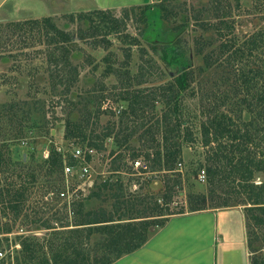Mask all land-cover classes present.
Segmentation results:
<instances>
[{
    "label": "rangeland",
    "instance_id": "obj_1",
    "mask_svg": "<svg viewBox=\"0 0 264 264\" xmlns=\"http://www.w3.org/2000/svg\"><path fill=\"white\" fill-rule=\"evenodd\" d=\"M47 1L49 2V0ZM54 1L50 0L52 8H48L49 10H59L60 5ZM209 1L151 0L149 4L154 8L148 14V24L135 20V15L131 14L130 19L126 20L127 27L123 35L112 34L108 37L105 36L104 30L100 35L93 37L89 22L81 21L76 16L72 17L79 13L58 12L56 15L50 16L52 23L75 38L73 44L69 47L67 45V47L69 50H73L70 56L73 63L80 65V79L68 99L62 98L60 95L55 97L49 81L50 70L55 68L53 62L50 61L51 57L54 54L60 56L61 52L58 51L56 44H49L52 35L47 33L48 29L42 28L43 24L40 26L23 24L34 20L23 13L10 16L0 13V113L3 114L0 121V151L5 154L9 165L8 169H0V190L9 188V185H14L17 188H21L23 185L29 191L26 197L27 201L20 207V214L7 209V203H1L0 227L3 232L9 231V234L4 233L0 236L3 238L1 248L3 257H0V260L10 258L12 264H16L14 257L20 256V242L27 237L35 238L40 242L44 240H46L45 242H56L57 240L62 242L72 228L68 225L75 224V204L78 205L103 181L110 177L115 180L118 176L112 175L111 161L114 158L111 157L112 151L122 153L125 156V162L131 164L130 155L133 148L141 150L144 155L147 150L149 153H153V149H148L150 146L148 143L152 141V138L159 141L160 144L163 143L164 134L163 131L157 130L159 126L157 122L162 124L164 107L159 104L156 110L149 106L145 117L140 119L147 126H153L151 134L144 133L146 129H141L129 143L130 149H117L112 138L106 142L105 151L92 152L90 161L84 162L90 167L91 179L89 182L79 180V176L68 178L64 172L59 174V179L56 178L57 174H54V177H49L44 165L51 146L61 150L64 165L74 162L75 149L87 151L85 147L82 148L81 145L64 139L66 119L70 118L73 121L79 119L75 105L83 100L80 98H86L84 104L91 96L97 104L101 99H104L99 118L96 117L97 105L95 107L91 104L89 109L92 114L88 115V118L90 117L89 125L83 123L88 134L92 130L101 132L111 123L117 124L121 112L127 107V103L122 100L126 86L120 81L121 76L130 74V81L133 79L132 83H135L134 77L139 73V66L150 59H154L163 69L162 78H157L156 85L172 82L177 77H172V73L180 75L181 67L164 64L162 56L165 51L172 56H176L174 52L178 51L184 58L191 59V69L187 71L191 78L187 91L183 93V112L186 126L189 127L195 138L194 142L183 144V159L181 164L177 165L175 173V177L182 175L183 188L178 190L174 198L175 204L171 208L176 207L177 203L176 210H178L185 204L186 197L193 193L204 194L208 197L206 203L208 210L229 209L223 205L224 198L230 196L228 190L217 188L215 189L216 193L211 197L209 192L212 188L208 185L207 178L205 181L198 178L201 170L206 169L210 154V150L202 143L201 125L206 120L204 112H208L207 110L216 103L214 100L206 98L217 92H231L236 86H234L236 77L231 74L228 68H220L214 64L209 70L200 74V68L204 67L205 62L204 55H198L196 51L199 39L211 42V46H207L205 49L206 54L217 51L223 42L214 30H202L194 17L198 11L209 8ZM85 2L92 3L91 0H85ZM16 3L20 5L19 2ZM160 3L173 10L176 13L175 17L162 19L161 7H157V4ZM134 6L144 5L137 4L109 10H113L114 17L122 18L125 14L124 9L127 8V12H130L129 8ZM240 6L239 9L236 7L235 0L225 1V7L229 14L227 22L234 26L233 37H236L235 39L241 44L254 34L264 36V0H241ZM7 8L11 9V7ZM87 9H90L89 12L95 11L91 10L94 8ZM139 12V9L136 10V13ZM218 17L215 10H212L210 17L208 15L201 16L202 20H210L215 25L221 18ZM40 27L41 29H39ZM124 34H131L139 39V45L133 46L131 53L127 50L128 45L123 40ZM231 37L232 35H229L227 40ZM256 56L255 63L262 66L264 71V48L258 50ZM214 60H217V56ZM110 66L121 72V76H107L105 72ZM227 76L230 77V80L221 84L223 78ZM58 90L61 91L62 87H59ZM24 102L30 103L31 116L29 113L26 114L28 107L23 106ZM52 102L59 104V107L51 108ZM14 105H17L14 109L8 108ZM33 105L35 108H32ZM82 105L78 107L81 108ZM245 118L248 119L249 116L245 115ZM142 162L145 163V161ZM78 164L77 162L76 165ZM80 167L81 165L76 167L75 173H80ZM32 175L35 176V180ZM166 176L168 175L162 172L139 174L135 178H140L142 189L140 190V186H138L139 189L131 188L130 192L139 193L143 196L142 198L151 195L158 204H161L166 189ZM121 177L125 184L129 185L130 181L135 182L132 181L133 178L130 180L131 177L125 173H121ZM67 180L73 186L81 184L85 188V191L76 198L72 208L66 204L64 199L48 198L52 191L58 195V191L63 189L59 183L67 182ZM85 182L87 183L84 185ZM255 182L256 184L264 183V175L258 174ZM126 189L128 191L129 188L126 187ZM234 199L230 201V208L244 210L245 206L242 203H237V200ZM84 203L86 204L85 209L103 206L109 210L111 204L109 202L102 203L97 199ZM45 224L52 228L47 229ZM256 246L259 248L258 254L264 257V243L259 242Z\"/></svg>",
    "mask_w": 264,
    "mask_h": 264
},
{
    "label": "trees",
    "instance_id": "obj_2",
    "mask_svg": "<svg viewBox=\"0 0 264 264\" xmlns=\"http://www.w3.org/2000/svg\"><path fill=\"white\" fill-rule=\"evenodd\" d=\"M225 1L228 0H210L209 8L194 14L202 30H214L223 41L218 50L214 51L215 53L206 54L205 49L211 46V42L199 39L196 51L198 55H204L205 62L204 67L200 68V74L216 64L220 68L230 69L231 74L236 77L234 81L236 86L232 93L217 92L206 98L216 103L207 110L208 112H204L206 120L201 125L202 143L210 150L208 165L201 172L206 173L207 183L212 188L209 192L211 197L216 193L215 189H227L230 196L224 198L223 205L230 208V201L235 198L237 203L245 206L243 211L247 225L248 247L253 255H251V264H264V257L258 254L259 248L256 246L259 242L264 243V183L256 184L255 182L258 174L264 175V71L262 66L255 63L256 52L264 48V36L254 34L249 40L240 44L236 37H233L234 26L227 22L229 14ZM240 1L235 0L238 9L241 8ZM157 7H161L162 19H169L176 15L163 3L157 4ZM153 8L152 5L134 6L129 8L130 12H127L126 8L122 18L114 17L113 10L109 9L79 13L72 17L76 16L81 21L89 22L93 37L100 35L103 30L108 37L112 34L123 35L127 27L126 20L130 19L131 14L135 15V20L148 24V14ZM138 9L140 12L136 13ZM212 10L217 12L218 18L221 17L216 25L210 20L201 18L203 15L210 17ZM41 19L29 20L23 24L39 26L43 24L42 28L48 29L47 33L52 35L49 44H56L61 54L60 56L54 54L51 57L50 61L55 68L50 70L49 81L55 97L60 95L68 99L80 79V65L73 63L70 57L73 50L68 48L75 38L72 34L60 30L51 22L50 17ZM229 35L232 37L227 40ZM123 40L128 45L127 50L130 53L133 46L140 43L139 39L131 34L123 36ZM174 53L176 56L165 51L162 56L166 66L181 67L180 75L178 74L172 82L156 85L157 78H162L163 69L154 59L147 60L139 66V73L134 77L135 83H132V78L130 81V74L121 76V72L113 66L107 68L105 72L107 76H121L120 81L126 86L122 100L127 103V107L121 112L117 124L111 123L101 132L92 130L88 134L84 126L89 125L88 115L92 114L89 106L97 105L98 119L104 99L97 104L91 96L84 104L86 98H80L83 100L75 105L79 119L77 121L66 119L64 139L87 149L86 162L92 158L93 151H105L106 142L112 138L117 149L122 150V148L130 149L129 143L141 129H146L144 133L151 134L153 126H147L145 122L140 121L145 117L149 106L153 110H156L159 104L164 107L162 124L157 122L159 125L157 130L163 131L164 134L163 143L160 144L152 138V141L148 143L150 144L148 149H153V153L147 150L144 155L141 150L133 148L130 155L131 164L125 162V156L122 153L112 151L111 157H114L111 161L112 175L118 176L115 180L110 177L103 181L78 205L75 204L74 214L77 222L75 221L72 226L68 225L72 227L68 236L62 242L58 240L40 242L35 238L27 237L20 242V256L14 257V263L114 264L141 249L150 239L152 230L164 227L171 216L209 209L206 204L208 197L193 193L186 197L185 204L178 210H176L177 203L176 207L171 208L175 204L174 198L178 190L183 188L182 175L175 177L176 167L183 159V144L195 141L189 127L186 126L183 112V93L187 91L191 78L190 73L187 72L191 69V59L184 58L178 51ZM216 56L217 60H214ZM223 79L221 84L227 83L230 77ZM59 87H62L61 91L58 90ZM79 105H82L81 108L78 107ZM16 106L8 108L14 109ZM23 106L28 107L26 114L29 113L31 116L30 103L24 102ZM33 107L35 108L34 105ZM50 107H59V104L52 102ZM245 115L249 118L246 119ZM2 118L3 114L0 113V121ZM139 160L145 161L147 170L135 169L134 163ZM76 163L74 160L69 165L75 166ZM44 165L49 177L57 174L56 178L59 179V174L64 172V160L58 147L51 146ZM8 166L5 154L0 151V169H8ZM156 172L168 175L161 204H158L151 195L142 198L141 194L130 192L134 184L140 186V190L142 189L140 178H135L137 175ZM121 173L129 175L130 180L133 178L134 184L130 180L129 185L125 184ZM32 177L35 180V176L32 175ZM59 184L64 186V182ZM126 187L129 188L128 191ZM52 192L55 194V191ZM28 193V188L23 185L21 188L9 185V188L0 190V212L1 203H7V209L20 214V207L27 201ZM94 199L102 203H111L110 210L103 206L85 209L84 202ZM46 228L52 227L46 225ZM4 233L9 234V231L3 232L0 227V236ZM2 243L3 238H0V252H2ZM7 263L12 264V260L10 258L0 260V264Z\"/></svg>",
    "mask_w": 264,
    "mask_h": 264
},
{
    "label": "crops",
    "instance_id": "obj_3",
    "mask_svg": "<svg viewBox=\"0 0 264 264\" xmlns=\"http://www.w3.org/2000/svg\"><path fill=\"white\" fill-rule=\"evenodd\" d=\"M91 1L92 5L85 0H55L59 10H49L50 0H0V13L6 16L23 13L31 19H41L58 12L86 13L90 11L87 8L108 10L150 5L151 0ZM114 264H251L244 211L229 208L173 215L164 227L152 230L141 249Z\"/></svg>",
    "mask_w": 264,
    "mask_h": 264
},
{
    "label": "built area",
    "instance_id": "obj_4",
    "mask_svg": "<svg viewBox=\"0 0 264 264\" xmlns=\"http://www.w3.org/2000/svg\"><path fill=\"white\" fill-rule=\"evenodd\" d=\"M61 152V150H59ZM73 157L75 158L76 162H78V165H81V167L79 168L80 170V175L75 173L76 167H78V165L75 166H71L68 164L64 165V175L68 178L71 177H76L79 176L80 179L79 180H84L89 182L91 179V175H90V167L87 164H84V162H86V152L84 150L81 149H75V152L73 154ZM80 162H82L80 164ZM134 167L135 169H143V170H147V165L146 163H143L142 160L136 161L134 163ZM198 178L201 181H205L206 180V173L205 171H202L201 174L198 176ZM85 182L84 185L87 183ZM134 190L138 189V186L136 184L132 185L131 187ZM85 188H83L81 186V184H78L77 186H73L70 184V182L67 180V182H64V186L63 189L59 192V194L57 195L56 193L54 194L53 192L49 193L48 198H55L58 197L60 199H64L66 201V204L72 208V205L76 202V198L80 195L81 192H84ZM71 212L72 209H71ZM0 257H3V253L0 252Z\"/></svg>",
    "mask_w": 264,
    "mask_h": 264
},
{
    "label": "water",
    "instance_id": "obj_5",
    "mask_svg": "<svg viewBox=\"0 0 264 264\" xmlns=\"http://www.w3.org/2000/svg\"><path fill=\"white\" fill-rule=\"evenodd\" d=\"M182 70H184V68H182ZM171 76L172 77H176L177 76V73H172Z\"/></svg>",
    "mask_w": 264,
    "mask_h": 264
}]
</instances>
